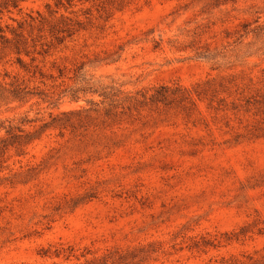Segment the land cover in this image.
I'll return each instance as SVG.
<instances>
[{
    "label": "rangeland",
    "instance_id": "1",
    "mask_svg": "<svg viewBox=\"0 0 264 264\" xmlns=\"http://www.w3.org/2000/svg\"><path fill=\"white\" fill-rule=\"evenodd\" d=\"M55 2L22 0L0 19L62 14L84 26L37 55L42 77L18 70L13 54L0 59V72L18 70L37 92L0 101V135L7 121L37 129L0 163V264H264L260 95L239 88L227 127L205 102L188 116L172 108L109 126L95 113L74 128L51 124L100 101L71 99L78 66L130 93L234 75L264 95V0H62L53 12Z\"/></svg>",
    "mask_w": 264,
    "mask_h": 264
},
{
    "label": "trees",
    "instance_id": "2",
    "mask_svg": "<svg viewBox=\"0 0 264 264\" xmlns=\"http://www.w3.org/2000/svg\"><path fill=\"white\" fill-rule=\"evenodd\" d=\"M21 1L0 0V19L3 12L18 9ZM61 1L56 0L53 12H56L59 7L63 6ZM67 1L70 5L71 0ZM63 7L66 9L65 6ZM9 19L15 25L9 22L0 23V59L8 54H13L14 61L12 63L16 65L18 70L30 74V78H34L36 73L42 77L37 65L33 64L37 55L44 56L53 43H61L65 37H70L75 31L84 27L83 21L79 19L72 20L62 14L52 23L41 14H36L35 16L29 14L27 18L20 20L9 16ZM47 36L50 37L49 40L46 39ZM23 57H28L29 61H25ZM82 68L83 66H78V70L71 77L75 83H79L76 87L69 89L71 99L78 100L81 94L91 93L97 94L100 97V101L96 102L90 99L89 102L95 106L93 108L81 107L50 115L51 124L57 125L60 128H66L67 126L74 128L76 123L89 121L91 113H95L94 119L99 118L102 123H106L109 126L132 121L141 117L143 112H158L172 108H180L188 116L190 114L189 110L193 109L197 111V104L205 102L206 108L212 110L214 115L222 114V124L227 127L230 120L228 113L230 112L235 115L240 110L238 107L242 105L239 98L242 96V91H237L239 88H249L256 96L260 95V103L264 105V95L258 94V88H253L252 86L240 87L234 75H230L231 77L219 75L206 79L203 82L195 83L189 87L178 83L172 85L160 84L156 87L130 93L124 92L111 84L103 85L99 82L95 83L91 80V77H85V71L80 72ZM18 70L14 73L7 70L0 72L1 102L22 101L25 97L37 94L34 88L30 87L27 83L28 80L26 81ZM59 75H62V71H60ZM261 81L264 82V79H261ZM248 84H254L251 78L248 79ZM231 93L238 95L236 100L227 99ZM221 94L226 95L221 96ZM248 98H246V102L249 101ZM197 112L199 113V111ZM66 116H68L67 119L64 118ZM23 121L25 119L20 124H12L10 121H7L4 134L0 135V163L8 148L12 147L18 150L23 144L36 137L35 132H37V129L31 131L24 128ZM41 126L45 127L46 125L43 123L38 128H41ZM58 253L57 250L56 254Z\"/></svg>",
    "mask_w": 264,
    "mask_h": 264
}]
</instances>
